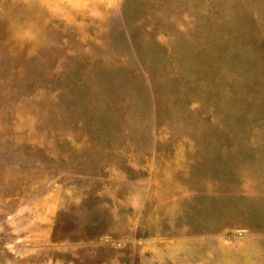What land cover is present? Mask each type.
<instances>
[{
    "label": "rangeland",
    "instance_id": "1",
    "mask_svg": "<svg viewBox=\"0 0 264 264\" xmlns=\"http://www.w3.org/2000/svg\"><path fill=\"white\" fill-rule=\"evenodd\" d=\"M0 264H264V0H0Z\"/></svg>",
    "mask_w": 264,
    "mask_h": 264
}]
</instances>
